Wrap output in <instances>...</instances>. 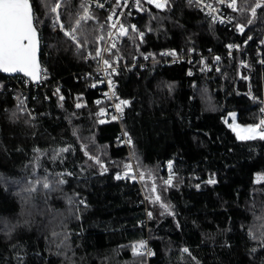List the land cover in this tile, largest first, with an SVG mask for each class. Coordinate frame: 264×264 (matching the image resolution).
<instances>
[{
	"label": "trees",
	"instance_id": "16d2710c",
	"mask_svg": "<svg viewBox=\"0 0 264 264\" xmlns=\"http://www.w3.org/2000/svg\"><path fill=\"white\" fill-rule=\"evenodd\" d=\"M58 1L72 25L78 0H30L40 82L25 86L22 76L0 73V264H146L138 253L145 241L149 264H264V140L242 141L226 124L230 112L259 124L264 72L245 82L240 55L224 52L261 34L264 10L251 11L260 2L238 0L234 27L244 25L243 33L184 0L142 6L135 21L144 35L118 39L120 61L193 48L219 69L202 68L198 58L118 69L130 159L118 124L95 105L100 92L89 70L97 62L84 57L95 48V25L78 29L83 48H76L55 28Z\"/></svg>",
	"mask_w": 264,
	"mask_h": 264
},
{
	"label": "built area",
	"instance_id": "2783aa9c",
	"mask_svg": "<svg viewBox=\"0 0 264 264\" xmlns=\"http://www.w3.org/2000/svg\"><path fill=\"white\" fill-rule=\"evenodd\" d=\"M167 1L168 0H153V3H148L147 0H139V4H137L136 0H128V3L125 4L124 0H78L76 18L74 23L70 26L64 25L63 20L60 17L61 7H59L57 12L54 13V25L56 30L60 31L65 37L74 43L76 48L79 49L83 48V44L80 40L78 29L88 22L95 25V48L92 50L91 47H88L85 49L84 53L85 59H96L97 62L95 67L89 70V73L94 74V84L100 92V96L95 100V105L99 107L101 118L115 121L118 124V141L125 147L130 159V146L132 139L125 132L122 126L126 107L125 104H122V101L126 100L119 97L117 84L114 81V76L118 69L124 66H137L140 69L145 68L148 65L169 66L173 64H180L182 62L189 63L194 61L195 58H198L202 68L208 71L219 69V63H211L208 61L206 57L208 54L202 53L199 49H197V56H195L193 48L180 51H176L172 48H163L157 54H133L127 61L123 62L119 60L118 56L114 52L118 44V39L123 38L120 36L121 31L124 29L127 31L124 37H126L130 32L135 33L137 37H141L140 33L142 32L138 30L135 19L142 10V6L156 5V3H161L164 6ZM184 1L190 3L189 0ZM257 1L264 3V0ZM231 3L232 0H222V2H220V0H194V2H191L190 4L203 12L210 20L216 22L220 26L235 31L234 12L237 9L238 0H236L235 7H230L229 5ZM57 4L60 5V2L58 1L53 7H56ZM85 9H87V12ZM85 16L87 18H84ZM78 21L79 23H77ZM61 25H63V28H61ZM121 25L123 27H121ZM133 25L135 26V30L132 28ZM238 32L240 33V31ZM229 45H232L233 47L229 48ZM98 47L99 55H97ZM224 52L226 55H232L233 53H238L240 55L238 63L244 71L245 82H249L252 74L254 73L258 74L259 72L263 76L264 29L257 38L246 36L240 42L237 41L227 43L224 47ZM105 60L108 61V64H105ZM42 75L43 71L41 69L40 80ZM23 78L25 79V86L30 84H32V86H36L40 82L33 83L29 79L25 77ZM259 102L261 104V108L264 109V83H262ZM117 104L121 105L119 110L116 107ZM261 120H264V112L261 113L259 123ZM131 170L134 172L135 179L139 183V178L137 177L133 163ZM168 179L169 178H167L166 181ZM123 180H126L125 176L123 177ZM148 218L149 216L146 213L144 219L140 220V222L146 223ZM138 253H143L147 258L146 264H149V253L151 252L146 241L144 247H140L138 249Z\"/></svg>",
	"mask_w": 264,
	"mask_h": 264
},
{
	"label": "snow or ice",
	"instance_id": "6c2138e0",
	"mask_svg": "<svg viewBox=\"0 0 264 264\" xmlns=\"http://www.w3.org/2000/svg\"><path fill=\"white\" fill-rule=\"evenodd\" d=\"M139 4V0H136ZM148 3H153V0H147ZM189 2H194V0H189ZM222 2V0H220ZM124 3L127 4L128 0H124ZM236 0H232L230 7H235ZM163 4L156 3V7H162ZM60 7L59 4L56 7L51 8V12H57V9ZM257 9L264 10V3H257L255 7L251 9L252 14L255 16ZM87 12V9H85ZM84 18H87L86 16ZM111 19V17H110ZM36 18L33 15V10L30 5V0H0V71L5 73H17L23 72L25 75L37 79V30L35 27ZM79 23V21L77 22ZM252 21H249L251 24ZM121 27H123L121 25ZM244 25L237 24L236 29L240 32H244ZM63 28V25H61ZM135 30V26H132ZM67 34V33H66ZM126 32H122L121 35H125ZM141 37L144 33H140ZM251 39V38H250ZM232 48V45L228 46ZM99 55V51L97 52ZM147 58V57H146ZM219 60V57L216 58ZM105 64H108V61L105 60ZM114 71V69H113ZM59 91V90H57ZM63 99V97H61ZM128 101H122V104H128ZM77 108L81 107L80 104L76 105ZM117 109L121 108L120 104L116 105ZM261 112H264V109H261ZM233 130L236 132L237 138L242 141L255 140L259 138L264 140V120H261L259 124L248 125L244 128H241L239 125H236ZM68 149H61L60 152L67 151ZM39 151V150H37ZM97 162H99L97 160ZM172 162L169 161V167L171 168ZM126 168H130V165H125ZM106 170V169H105ZM141 179L144 178V173L140 174ZM120 176H117L119 179ZM172 175L170 174L169 179L165 181L166 184H171ZM60 183H64L63 180ZM209 184L215 183L214 179L208 181ZM43 187L48 189L50 185L44 183ZM199 187V185L197 186ZM155 189V185H153ZM36 189H30L29 191H35ZM157 200L160 197H156ZM162 207L167 208V205H162ZM152 214L149 213V216ZM252 239L257 237L252 233H249ZM264 235V234H262ZM264 246V245H262ZM139 247H144V242L139 243ZM135 248V246H134ZM184 252H188V249H184ZM255 251V249H253ZM151 255V253H149Z\"/></svg>",
	"mask_w": 264,
	"mask_h": 264
},
{
	"label": "water",
	"instance_id": "95a60500",
	"mask_svg": "<svg viewBox=\"0 0 264 264\" xmlns=\"http://www.w3.org/2000/svg\"><path fill=\"white\" fill-rule=\"evenodd\" d=\"M30 5H31V2H30ZM32 7V6H31ZM37 30V29H36ZM122 32H126L127 33V31L124 29V30H122L121 31V33ZM121 33H120V36L121 37H124L125 35H121ZM37 39H38V44H37V52H36V59H37V69H36V71H37V79H33L32 77H29V76H27V75H25V73H23V72H17V73H5V72H3V71H0V73L1 74H4V75H6V76H15V75H19V76H23V77H25V78H27V79H29L30 81H32L33 83H38L39 81H40V77H41V64H40V37H39V32H38V30H37ZM99 51V47H98V49H97V52Z\"/></svg>",
	"mask_w": 264,
	"mask_h": 264
},
{
	"label": "rangeland",
	"instance_id": "374dc122",
	"mask_svg": "<svg viewBox=\"0 0 264 264\" xmlns=\"http://www.w3.org/2000/svg\"><path fill=\"white\" fill-rule=\"evenodd\" d=\"M226 124L228 125V127L235 133L236 135V132L233 130V128L236 126V125H239L241 128H244L248 125H254V124H241L239 123L237 120H236V114L235 112H230L229 115L227 116L226 118ZM256 125V124H255ZM237 137V135H236Z\"/></svg>",
	"mask_w": 264,
	"mask_h": 264
}]
</instances>
